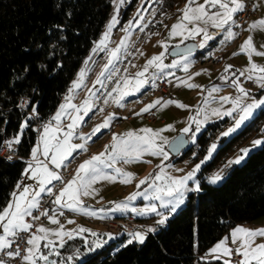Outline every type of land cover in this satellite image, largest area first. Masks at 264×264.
I'll use <instances>...</instances> for the list:
<instances>
[{
  "label": "trees",
  "instance_id": "16d2710c",
  "mask_svg": "<svg viewBox=\"0 0 264 264\" xmlns=\"http://www.w3.org/2000/svg\"><path fill=\"white\" fill-rule=\"evenodd\" d=\"M178 1L164 0L165 10L174 9ZM111 8L112 0H0V147L5 138L20 134L16 143L19 153L30 155L38 138L36 122H47L59 107L101 35ZM128 14L129 8L121 20ZM210 45L198 55L205 56L214 41ZM24 98L28 99L26 108L20 106ZM260 119L258 115L222 142L199 174L200 190L190 192L185 205L159 230L148 233L143 244L124 243L127 235L123 234V238L95 250L89 234H84L57 248L61 254L57 261L225 264L203 256L235 225L264 216V144L250 152L243 163L229 167L220 184L209 182L207 175L236 143L258 128ZM25 167L24 160L9 161L0 156V210L9 202Z\"/></svg>",
  "mask_w": 264,
  "mask_h": 264
},
{
  "label": "snow or ice",
  "instance_id": "6c2138e0",
  "mask_svg": "<svg viewBox=\"0 0 264 264\" xmlns=\"http://www.w3.org/2000/svg\"><path fill=\"white\" fill-rule=\"evenodd\" d=\"M116 4L115 14L112 16L111 20L107 25V31L103 34L101 40L98 42L95 52L98 50H106L107 42L110 38L111 30L119 23L118 15L119 8L123 5L126 0H112ZM244 0H204L203 3H198L197 0H188L184 9L180 10L182 15L178 18L176 24L172 25L169 35L172 37L180 36L183 39H188L189 37H195L197 35H203L202 41L195 45L196 47L204 48L208 41L215 39V36L208 32V26L211 25L221 31H226L224 37L225 40L234 39L237 33L227 30L226 26L235 23L234 17L238 12H243L245 10ZM215 9V11H213ZM139 15V13L137 14ZM142 19V17H141ZM139 26V25H138ZM132 28V22L130 21L128 26L123 30L128 33ZM250 30H260L264 31V18L254 21L249 25ZM128 37H125L121 41V45L117 48L110 50V56L108 63L104 65V71L100 73L97 78V84H103L101 77H105L107 74V79H112V74L109 72V66L113 65L115 60L119 59V52L121 47L125 46ZM164 43V42H161ZM165 48L167 45H164ZM191 50L189 49V53ZM239 52L247 53L250 64L249 66L240 72V76L247 75L248 79H255L261 88H264V66L257 65L252 62V56L260 55L264 56V50H258L254 45L253 37L250 35L244 43L240 46ZM239 53H233L237 55ZM164 53L153 56L149 59L144 66V69L137 72L132 77H122L121 81L116 83V86L111 89L108 93L112 96V93H116L112 97L113 101L117 105H121L122 100L134 93L140 92V90L149 83L146 73L151 67L163 72L165 68L176 67L179 62L173 63L172 65H165L163 63ZM184 70L187 72L189 64L187 60L183 63ZM228 65V68H231ZM114 71V69H113ZM199 75V73H196ZM235 75V73H233ZM85 76V70H81L79 78L77 81L73 82L72 89L69 90L70 95L65 97V103L60 105L59 110L52 117L55 121L53 126L52 122H49L43 127V134L40 136V142L32 150V160L28 162V169L25 170V175L28 174V170H31V178L36 180L37 183L35 187L31 185H26L22 190L13 192V200L2 210H0V228L3 230V234L0 235V251L8 249L11 247L13 240L9 237H17L20 232H30L33 225L26 222V217H32V210L38 209L40 207V197L42 193H47L49 196L54 195L53 203L56 205H62L65 208L72 209L74 211H81L90 216H96L97 212L91 211L84 208L82 196H92L95 195L97 189L93 188V185L98 180H109L115 181L117 176L122 178V182L127 184L130 183L134 178V174L131 172H126L122 168L116 167L118 161H123L124 163L139 161L143 158L144 154H150L152 156H162L167 159L168 154L163 150L162 144L169 143L168 140L161 135L163 130H153L151 128H143L140 132L128 131L126 133L116 135L112 137V142L110 145L105 146V150L99 154L91 156L89 159L84 160L77 168L75 175L68 180L64 186L59 189L58 194H54L51 187L53 181H61V175L49 167V164L54 165L55 169H60L62 166L67 167L66 161L70 162L69 157H73V153L77 150L86 151L87 141L91 139L92 136L99 133L102 129H107L111 127V121L114 116L109 115L106 117L102 123L98 124L91 133L80 134L79 138L84 143H72V140L77 136L76 129L84 121V117L92 111L94 103L90 100H85L81 105L77 106L72 104L70 101L72 99L71 93L81 87L83 84V79ZM184 83V82H182ZM233 86L238 88V91L242 94L232 100L234 105L233 109L226 110L223 115L232 116L233 111H238V116L235 118V123L233 127H230L227 131L222 133V136H229L231 133L235 132L246 120L253 116L254 110L264 106V99L256 100L252 99L248 102L246 98L249 96V92L240 86L238 78L232 80ZM187 87H198L193 84H187ZM216 87H213L209 92V96L213 92L218 91ZM222 102H227L231 97L222 96L219 98ZM107 103V99L104 101ZM175 103L179 107H186L177 101H166L165 105ZM207 104V101H205ZM160 101L157 100L143 109L141 112H149L157 105ZM68 109H72L75 115L68 112ZM199 111H204L200 109ZM214 115H220L219 109H212ZM68 116L71 120L70 123L66 125V131L64 127L61 126V121L64 116ZM140 115V113H137ZM208 119L207 115L204 116L203 120L198 118L189 117L191 123H195V131L199 132L201 124L206 122ZM191 123L188 127L183 129L184 133L192 131ZM171 128L172 125L166 126ZM62 133V135H60ZM193 135V139H194ZM160 141L158 143L157 141ZM9 145L12 143H19V138L14 141H8ZM264 144V141L256 140L253 142V146H258ZM217 149V144L213 143L208 149V154L205 159L197 164L196 167L186 176L183 177H173L166 174L162 169L160 174L155 175L151 179V186L153 187V192L151 195L147 193L134 192L115 205L116 211H126L129 209V202L135 200L138 196L143 195L148 200H155L159 202L160 208L168 209L167 214L161 211L156 203H150L145 205L142 209H137L135 207L131 208L132 212H138L140 215L155 214L160 217L157 221L158 225H164L172 213H175L179 205L184 202L185 193L188 191H199L200 185L197 183L195 188H188L187 181L192 180L197 171L201 168V165L205 164L208 160L212 158L213 152ZM250 149H241V155L237 156L234 160H230L228 165L240 163L245 156L248 155ZM44 159H40V157ZM9 159H11L9 157ZM227 166V165H226ZM105 168L115 169L116 175L106 174L104 172ZM222 171V170H221ZM221 172L214 174L210 181L212 183L219 182L223 179ZM146 177L144 180H140V184H145ZM161 183L157 184L156 182ZM20 188V185H17ZM41 215L47 216V211L41 213ZM33 219H39V217H32ZM49 219L53 224H59L56 217L50 216ZM71 223V221H69ZM89 231L88 229L79 228L78 230L65 231L63 226L60 225L59 229H50L44 226H40L35 232H31L29 238L27 239V244L29 247L26 249V255L23 256V260L28 262V264H37L38 261H43L44 264H56V261L50 260V257L55 255L59 256L60 252L56 248V241L50 237L55 236L57 240L60 241L59 247H63L66 243L65 237L71 239L73 238V232L83 233ZM149 232L155 231L154 228H149ZM264 236V229L251 230L238 226L231 233L232 242L235 244L239 241L238 246L235 248V252L242 257L237 264H264V244H259L253 247L252 241L256 236ZM110 239L115 238L112 234H108ZM130 239L127 240V244H132L134 241L143 244L147 237V232L136 231L129 233ZM229 237H224L220 240L210 252L213 254L221 253L223 256L230 257L233 253V249L227 246V241ZM45 241L43 247L48 249L47 254L41 250L40 242ZM102 243H96V247H102ZM126 246V245H124ZM94 250V249H90ZM7 256H20L19 246H17L15 251H8ZM213 258L220 259V255H216ZM69 260L72 259L71 256L68 257ZM0 264H4V261L0 259ZM225 264H231L230 260H225Z\"/></svg>",
  "mask_w": 264,
  "mask_h": 264
},
{
  "label": "rangeland",
  "instance_id": "374dc122",
  "mask_svg": "<svg viewBox=\"0 0 264 264\" xmlns=\"http://www.w3.org/2000/svg\"><path fill=\"white\" fill-rule=\"evenodd\" d=\"M187 2L188 0H179L177 9L175 11L170 9L165 10L164 0H126V2L123 5H121L119 8V15H118L119 23L116 24V26L111 30L110 38L107 42V49L103 51L97 49L94 52L93 50L96 49L98 42L101 40L103 34L107 31V25L109 21L111 20L112 16L115 14L116 4L112 2L111 11L101 35L94 42L90 54L88 55L89 57L84 59L83 64L80 66L76 76L74 77V79L72 80L69 86V90L72 89L73 82L78 80L81 70L82 69L85 70L83 84L81 85L80 88L75 89L71 93L72 99L70 102L72 104L79 106L85 100H90L94 103V107L92 108V111L89 112L88 115L84 117V121L79 125L78 128H80V131L79 133H77L78 138L80 134L91 133L92 130L98 124L102 123L103 120L109 115L114 116V119L111 121L110 128L102 129L99 133H96V135L92 136L91 139L86 142L87 143L86 151H92L94 152V155L99 154L100 152L105 150L104 148L106 145L111 144L112 137L114 134L120 135L128 132L129 130L135 131V128H133L131 125H135L136 128L138 127V129L135 131L138 133L143 128H151L153 130H163L161 131V135L165 137L169 142L166 144H162L163 150L168 154L167 159H164L162 156H152L150 154L145 153L142 160L139 161L124 163L121 160L117 162L116 167L122 168L124 171L131 172L134 174V178L131 180L130 183L127 184L123 183L122 178L117 176V179L115 181L98 180L93 185V188L97 189L96 194L101 193L98 191H100V188H102L103 191L102 193H104L107 196V203L102 204V206L107 207L105 211L109 213L120 215L122 213L132 212L131 208L133 207L137 209H142L145 205H148L150 203H156L158 208L161 211H163L165 214H167L166 209L163 210L162 208H160L158 201L148 200L143 195H140L135 200L130 201L129 209L126 211H116L115 205L121 201H124L126 197H128L130 194L134 192L147 193L148 195H151L153 192V187L151 186V179L156 175L155 173L157 170L159 172L158 174H160V170L162 169L166 174H169L173 177L186 176L187 173L191 172L196 167L197 164H200L201 161L205 159L206 155L208 154V149L210 148V146L213 143H216L217 149L213 152L212 158L208 160L205 164L201 165V168L199 169V171L196 172L192 180L187 181L188 188H195V185L197 183L200 184L199 174L202 168L209 161L213 159L219 147L222 145V142L224 140L230 139L233 135L241 131L249 122L253 121L258 115H260L261 117L260 121L258 122L259 124L258 128L250 132L245 138H243L238 143H236L228 151L224 159L214 166V168L207 175L209 182H211L210 178L217 172H221V174L225 178L228 173L229 167H232L233 165H239L245 161L248 155L245 156V158L240 163L238 164L234 163L228 165V162L230 160H234L237 156L242 154L241 149L248 148L250 149L249 151L250 153L260 148L263 145L261 144L254 147L253 142L256 140L264 141V106L255 109L253 116L250 119L246 120L235 132L231 133L227 137L222 136V133L227 131L230 127L234 126L235 118L239 114L238 111H233L232 116L223 115L224 111L233 109L234 105L232 103V100L242 95L238 91V88L233 86L232 83L225 85L215 84V85H211L210 87L209 86L205 87L204 85H198V87H195V89L192 91L193 94L195 95L194 97H187L185 99L172 98L166 100V101H177L180 104L185 105L186 107H179L177 106V104L174 103L167 104L166 106L162 107V105H165L166 101H163L160 97L153 95L151 92V88L152 86H154L158 78L166 77L167 79L173 80L175 77L172 74L174 73L175 67L165 68L163 72H160L159 70L155 69V67H151L148 69V72L146 73V77L148 78L149 83L146 84L140 90V92L125 97L121 102L122 106L117 105L112 99V97H114L116 93H112V96L108 95V93L111 92V89L116 86V83L118 81H121L122 77L125 76L132 77L137 72L142 71L147 61L155 55L164 53L163 63L165 65H172L173 63L179 62L178 66H183L185 60H187L188 64L193 59L196 61V59L200 57L198 55V52L204 51L206 48L211 46L210 42L212 40L208 41L204 48L198 47V50L194 52L185 53L181 55L171 54V50L174 47L173 46L174 44L180 45L177 43H182L187 40V39L186 40L183 39L180 36L172 37L169 35L172 25L176 24L178 18L182 15V12L180 10L184 9ZM197 2L203 3L204 0H197ZM254 4L258 11V16L256 18H253L252 21L249 23V25H251L254 21H258L264 18V0H254ZM128 8H129L128 17L124 21H122L121 19L123 13ZM213 11H215V9H213ZM138 13L139 15H137ZM130 21L132 22V28L130 32L126 33L123 29L128 26ZM249 25H248V29H250ZM227 30L233 31L232 29L229 28ZM251 31H252L251 36L253 37L254 45L256 46V48L258 50H264V31H260V30H251ZM225 35H226V31H223V35L219 38V40L223 39V41L219 44V46L225 44L226 42V40L224 39ZM125 37H128V39L125 43V46L121 47V50L119 52V59L115 60L113 65L109 66V72H111L112 74V79L111 80L107 79V74H106L105 77H101L103 84H97L96 83L97 78L100 76V73L104 71V65L108 63L110 50L120 46L121 41ZM193 38H195L199 44L203 39V35L202 34L197 35ZM213 40H217V38L215 37V39ZM241 40L242 38L240 39L239 35L237 34L234 39L230 40L231 43L226 42L227 44L226 49L230 48L229 53L232 50L231 46H233L235 49L238 48V46L240 48V46L244 42V41L242 42ZM165 44L167 45L166 48L164 46ZM214 47L217 46L216 45L212 46L210 50L212 51ZM223 48L225 47L223 46ZM220 49L221 47L215 48V50H213L215 52L213 53H215V55L219 53L221 54L222 53L221 51H223L224 49L221 50ZM237 53L239 54L236 55L237 62L236 61L234 62V66L238 67L240 70L243 71L250 64L249 58L247 53L239 52V51ZM252 62L256 63L257 65L264 66V56L253 54ZM178 66L176 67L178 68ZM239 84L249 92V96L246 98L248 102H251L252 99H256V100L264 99V88H261L257 82L254 88H249L246 86L245 83L240 81ZM213 87H216L219 90L213 92L212 95L209 96V92L212 90ZM69 90L68 93H66L64 96V103L66 102L65 97L70 95ZM258 92L260 93L259 95L257 94ZM222 96H228L231 97L232 99H230L227 102H222L219 99ZM82 98H85L83 102L80 101ZM106 99L108 101L107 103L104 102ZM157 100L160 101L159 105H161V106L158 105L159 108L157 109V115L159 118L157 122H148L142 115H141L142 117L137 115V113L141 112V109H143L149 103H153ZM205 101H207V104L205 103ZM200 109H203L204 111L201 112L199 111ZM212 109H219L221 114L214 115ZM72 111H73L72 109H68V112H72ZM29 115L33 116L32 113H29ZM129 115H132L135 120L129 121L127 119ZM205 115H207L208 117L207 121L202 123L200 127V131L196 132L195 131L196 125L195 123H191L189 117L203 120ZM162 118L166 120V123L161 122ZM49 122H52L53 126L55 125V121H53L51 118L48 122L46 123L44 122L43 126ZM190 123H191L192 131L188 133H184L183 129L185 127H188ZM212 124H214V126L208 128V126ZM24 125L25 124H23V127ZM168 125H172V127L167 128L166 126ZM64 130L66 131L67 129L64 128ZM38 132L39 135H41V128L38 130ZM180 134H185L188 139L187 146L184 147L179 153L181 156V161L177 163H174L172 161L168 162L169 159H172L173 156H176V154L174 155L170 151L169 144L174 138H176ZM202 134H205L203 138H201ZM60 135H62V133H60ZM193 135L195 137L194 139H193ZM19 136L20 134H18V137ZM11 140L14 141L15 137L11 138ZM84 142L85 141L79 139V143H84ZM157 142L160 143L159 140ZM72 143H75V139L72 140ZM189 148H191V150L186 152ZM86 151L79 150L78 153L86 152ZM89 158L90 157L83 159L78 164V166L84 160ZM146 159L152 161L151 163L147 162V164H144L143 168H141L144 160ZM154 162H157V164H154ZM72 163L73 160L71 159L68 167L71 166ZM154 167H156L157 170ZM152 168L154 169L152 170ZM60 169H63V167H61ZM104 172L106 174L116 175L114 168L112 169L105 168ZM146 177H148L149 179L146 180L145 184H140L139 183L140 180H144ZM224 178L221 181L213 184H220L224 180ZM156 183L159 184L161 182L157 181ZM190 192L192 191H188L184 194L185 195L184 202L181 205H179L176 212L182 206L185 205L187 196ZM107 212H105V214H108ZM132 213L136 214L137 216L146 217L142 220L140 219L141 221L152 220V222L154 223V224L152 223L153 225H149L145 227L144 223H141L139 220L140 223L137 226L138 227L137 231L144 232V230L149 228H154L155 231L160 229V225H156V222L160 219L159 216L155 214H147L143 216L140 215L138 212H132ZM175 213H172L169 216V218L172 217ZM238 226H242L244 228L251 230L264 229V217L251 223H239L234 227H232L229 230V232L223 236V238L229 237L227 241V246L229 248H236L239 244V241H237L234 244L231 239L232 231L236 229ZM102 229L106 231L107 234L106 237L103 239L102 242L103 246L110 243L111 241H116L117 238L120 239L123 238L124 233H114L108 231L106 228L105 229L102 228ZM108 234H112V236H114L115 238L110 239ZM130 238L131 237L127 235L125 239L127 241ZM93 242H94L93 247L95 250L101 248V247L99 248L96 247V243L98 242H96L95 240H93ZM217 243H215L213 246L209 248L207 253L203 256V259L212 260L215 259L213 258L214 256L220 255L221 258L218 260H222L224 262L225 260H230V257L223 256L222 252L216 254L210 252V250ZM42 244L43 242L41 241L40 246ZM252 244L253 247L259 244H264V236H259V235L256 236L253 239ZM28 247L29 245L27 246V248ZM41 250L43 251V249ZM45 254H47V252ZM57 257L60 256L53 255L50 257V260L54 259L56 261V264H65L63 262L57 261ZM23 264H28V262L24 261ZM37 264H44V262L38 261Z\"/></svg>",
  "mask_w": 264,
  "mask_h": 264
},
{
  "label": "crops",
  "instance_id": "0c3cea01",
  "mask_svg": "<svg viewBox=\"0 0 264 264\" xmlns=\"http://www.w3.org/2000/svg\"><path fill=\"white\" fill-rule=\"evenodd\" d=\"M177 5H178V2H177V4L175 5V7H174V9H172V10H175L176 11V9H177ZM258 12V11H257ZM257 16H258V14H257ZM256 16V17H257ZM255 17V18H256ZM209 26H211V25H209ZM208 26V27H209ZM251 30L250 29H248L247 28V31H246V34H245V37L241 40L242 42L243 41H245L250 35H251ZM222 35H223V33H222ZM221 35V36H222ZM221 36H219V37H216L217 38V40H212V41H214V46L216 45L217 47H214L213 49H212V51L210 50H208L207 51V53H206V55L205 56H200L199 58H197L196 59V61L193 59V60H191L190 61V63H189V67H188V70H187V72L184 70V67L183 66H178V68L177 67H175V69H174V73L172 74L175 78L173 79V80H170V79H167L166 77H165V79H167V80H169V81H171V82H173L174 83V89H175V92H174V97L173 98H176V99H185V98H187V97H194L195 95L193 94V90L195 89V87H191V88H189V87H187V84H193V85H196V86H198V85H204L205 87L206 86H211V85H215V84H218V85H225V84H231L232 83V80H235V79H237L238 78V82H239V77H240V72L242 71V70H240L238 67H235L234 66V62L236 61V55H233V53H237L239 50L238 49H240L239 48V44L237 45L238 46V48H234L233 46H231V54L229 53V50H230V48H228V49H226V42H228V43H231V41L230 40H226V42H225V44L224 45H220L219 46V44L223 41V39H221V40H219V38L221 37ZM186 40V39H185ZM189 41H195L197 44H198V42H197V40L195 39V38H193V37H189L185 42H182V43H177V44H180V45H183V43L185 44V43H187V42H189ZM211 41V42H212ZM244 43V42H243ZM242 43V44H243ZM174 47L175 46H177L176 44H174L173 45ZM223 46L225 47V48H223ZM236 46V47H237ZM219 47H221V49H224L223 51H221L222 53L221 54H224V59H223V61L220 63V64H216V65H209V64H207V63H205V59L208 57V56H210V55H215V53H213V52H215V51H213V50H215V48H219ZM220 49V50H221ZM237 50V51H236ZM91 51V50H90ZM226 52H228V53H226ZM211 53V54H210ZM89 54H90V52H89ZM88 54V55H89ZM220 54V53H219ZM229 54H230V56H229ZM86 56L85 58H87V57H89V56ZM226 58H228V59H226ZM227 61H226V60ZM230 59H231V61H230ZM84 61V60H83ZM226 62V63H225ZM237 62V61H236ZM82 64H83V62H82ZM81 64V65H82ZM228 65H231L232 67L231 68H228ZM80 68V67H79ZM79 70V69H78ZM78 72V71H77ZM196 73H199V75H196ZM233 73H235V75H233ZM77 74V73H76ZM164 75V74H163ZM76 76V75H75ZM74 76V77H75ZM165 76V75H164ZM246 77H247V75H245ZM164 78V77H163ZM74 79V78H73ZM72 82V81H71ZM182 82H184V83H182ZM71 84V83H70ZM70 86V85H69ZM68 90H69V87H68V89H67V91H66V93H68ZM65 93V94H66ZM65 94H64V96H65ZM64 96H63V98H62V101H61V103H60V105L61 104H63L64 103ZM85 100V98H82L80 101L81 102H83ZM149 104H151V103H149ZM148 104V105H149ZM175 104V103H174ZM60 105H59V107L57 108V110L55 111V113L50 117V119L53 117V116H55V114L57 113V111L59 110V108H60ZM159 106H161V105H159ZM156 108V114H157V109L159 108L158 107V105L155 107ZM154 109V108H153ZM69 113H71L72 115H75V113L72 111V112H69ZM143 112H140V115L139 116H141V114H142ZM142 117V116H141ZM157 118H158V115H157ZM49 119V120H50ZM129 121H134L135 119L133 118V116L132 115H129L128 116V118H127ZM48 120V121H49ZM159 120V118L157 119V121ZM47 121V122H48ZM148 121V120H147ZM157 121H155V122H157ZM71 121H70V118L66 115L63 119H62V124H61V126L62 127H64V128H66V125L68 124V123H70ZM148 122H151V121H148ZM161 122L162 123H166V120L164 119V118H162L161 119ZM46 123V122H45ZM118 123V122H117ZM133 128H135V131L138 129V127L136 128V126L135 125H131ZM43 127L44 126H42V128H41V135L43 134ZM22 131V130H21ZM79 131H80V128H77L76 129V132L77 133H79ZM130 131V130H129ZM114 134V133H113ZM41 135H39V132H38V138H37V142H36V144L33 146V148L34 147H36V145L40 142V136ZM112 135V134H111ZM16 138H20V136L18 137V136H16L15 137V139ZM73 139H75V143H79V139L80 138H78L77 136H75ZM33 148H32V150H33ZM105 149V148H104ZM32 150H31V152H30V155L28 156L30 159H32ZM78 151L79 150H77L76 152H74L73 153V156L76 154V153H78ZM181 152V151H180ZM179 152V153H180ZM176 154V156H173V158L172 159H169L168 160V162H174V163H177V162H180L181 161V156H180V154ZM93 155H94V152H93ZM92 155V156H93ZM175 155V154H174ZM185 158V157H184ZM71 159H73L72 157H69V160H71ZM142 160V159H141ZM154 160V159H153ZM151 161L152 160H149V159H146V160H144V162H143V165H142V167L141 168H143V166H144V164H147V162H149V163H151ZM28 162L29 161H26V167H25V170L26 169H28ZM66 164H67V167H63V169H65V168H68V165L70 164V162H68V161H66ZM154 164H157V162H154ZM70 167V166H69ZM146 168V167H145ZM144 168V169H145ZM148 168V167H147ZM150 168V167H149ZM154 168H156V167H154ZM154 168H152V170L154 169ZM156 170H157V168H156ZM76 173V172H75ZM159 172H158V170L156 171V175L158 174ZM36 183H37V181L36 180H34V179H32L31 178V170L29 169L28 170V174L27 175H25V171H24V173H23V176H22V178H21V180L19 181V185H20V188L18 189L17 188V186L15 187V189L13 190V192L15 191V192H17V193H19V191L20 190H22V188L24 187V186H26V185H31V186H33V187H35V185H36ZM55 183V181H53L52 182V184L51 185H48V187H52V185ZM17 184V185H18ZM101 187V186H100ZM98 192H101V193H99V194H95V195H92V196H82L81 197V200L83 201V207L84 208H87V209H89V210H91V211H95V212H97V215L96 216H90V215H87L86 213H84V212H81V211H74V210H72V209H70V210H72L73 212H74V214H73V216L71 217V218H69V220L66 222V223H63L62 224V222H60L59 221V219H58V216L57 215H55L54 217H56L57 219H58V221H59V224H53V223H51V220H50V222L49 223H47V224H44L43 226L44 227H46V228H50V229H59V227H60V225H62L63 226V229L65 230V231H72V230H78L79 228H84V229H88L89 231H86V232H83V233H78V232H73V237H75V236H79V235H84V234H89V237H90V240H92V245L94 244V242H93V240H95L96 242H99V243H102L103 242V239L106 237V231H104L102 228H104L105 229V227L103 226V225H101L98 221L99 220H101V219H103V218H109V217H120V216H124V215H128V214H131V215H134V216H136V217H138L139 218V220L141 219H144V218H146V217H142V216H137L136 214H133L132 212H126V213H122V214H120V215H117V214H112V213H109V212H107V211H105L106 210V208L107 207H103L102 206V204H106L107 203V196L104 194V193H102L103 191H102V188H100V191H98ZM47 193H42L41 194V197L40 198H42L44 195H46ZM13 200V196L11 195V198H10V200H9V202L7 203V205L11 202ZM6 205V206H7ZM5 206V207H6ZM109 208V207H108ZM163 210H165L164 208H162ZM34 210V209H33ZM32 210V211H33ZM105 212H107L108 214H105ZM166 212H168V209H166ZM144 216V215H143ZM264 217V216H263ZM262 218V217H261ZM261 218H259V219H261ZM26 219V218H25ZM258 219V220H259ZM140 220V222L141 223H144V225H145V227H147V226H149V225H153L154 223L152 222V220H150V221H141ZM69 221H71V223H69ZM153 223V224H152ZM156 225H158L157 224V222H156ZM165 225V224H164ZM164 225H162V226H164ZM161 226V225H160ZM100 227H102V228H100ZM137 229H138V227L136 228V230H135V232L137 231ZM144 232H147V234L148 233H150L149 231H148V229H146V230H144ZM3 234V230H2V228H0V235H2ZM10 238V237H9ZM51 239H53V240H55L56 241V248H59V245H60V241L59 240H57L56 238H55V236H52V237H50ZM65 240L67 241V240H69V238H67V237H65ZM43 242V244L41 245V249H43V252H48V249H47V251L45 250L44 251V247H43V245H44V243H45V241H42ZM124 243H127V241H125ZM233 250H235V248H232ZM1 252V251H0ZM231 262V261H230Z\"/></svg>",
  "mask_w": 264,
  "mask_h": 264
},
{
  "label": "built area",
  "instance_id": "2783aa9c",
  "mask_svg": "<svg viewBox=\"0 0 264 264\" xmlns=\"http://www.w3.org/2000/svg\"><path fill=\"white\" fill-rule=\"evenodd\" d=\"M244 3L246 5L245 10L243 12H238L236 16L234 17L235 23L231 24L229 26H226V29H232L234 32H236L239 35V38L243 39L245 37L247 28L249 23L252 21L253 18H255L258 14L257 9L254 4V0H244ZM208 32L215 36L219 37L222 35L223 31L220 29H217L215 27L209 26ZM224 59V54H216L212 56H208L205 59V63L209 65H216L220 64ZM239 81L246 84L249 88H254L256 86V80L255 79H248L246 76H240ZM151 92L153 95H156L160 97L163 101L172 99L174 97V83L165 79V78H158L155 82L154 86L151 88ZM28 103V99L24 98L20 106L26 108ZM34 116V113L31 112ZM146 120L155 122L157 121V114H156V108L150 110L149 112H143L141 114ZM43 122L37 121L35 127L37 130L42 128ZM12 141L10 138H5L2 142V145L0 147V156L3 158L9 160V161H15V160H24V161H30L29 157H24L19 153V149L16 143H12L9 145L7 142ZM93 155L92 151H86V152H80L76 153L73 157V163L70 167L65 169H55L54 165L49 164V167L53 170L57 171L61 177V181H55V183L52 185V191L54 194H58L59 189H61L64 184L70 180L76 171V168L78 167V164L85 158L91 157ZM9 157L11 159H9ZM40 159H44L42 156ZM54 195L49 196L48 194L44 195L42 198H40V207L38 209H34L32 211V217H39V219H33L32 217H26V222L33 225L30 232H20L17 237L13 238L10 237V240H13V243L11 247L8 249H5L0 252V259L4 261V264H23V256L26 255V249H27V239L29 238L31 232H35L41 225L47 224L50 222L49 217L50 216H58V219L62 223H66L69 218H71L74 214L72 210L69 208H65L62 205H56L53 203ZM47 211L48 215H41L42 212ZM101 225H103L108 231L114 232V233H124L126 235H129V233L135 232L139 222V219L131 214L120 216V217H109V218H103L98 221ZM17 246H19L20 250V256H13L9 257L7 256L8 251H15ZM242 257L238 255L235 250H233L232 255L230 256V261L232 264H237L238 261H240Z\"/></svg>",
  "mask_w": 264,
  "mask_h": 264
},
{
  "label": "water",
  "instance_id": "95a60500",
  "mask_svg": "<svg viewBox=\"0 0 264 264\" xmlns=\"http://www.w3.org/2000/svg\"><path fill=\"white\" fill-rule=\"evenodd\" d=\"M195 45H198L195 41H189L183 45H177L172 48V55H181L185 53H189V49L191 52H194L198 49ZM190 52V53H191ZM188 144V139L185 134H180L176 138H174L170 144L169 149L173 154H178L184 147Z\"/></svg>",
  "mask_w": 264,
  "mask_h": 264
}]
</instances>
